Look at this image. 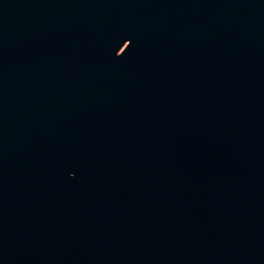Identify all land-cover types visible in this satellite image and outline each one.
<instances>
[{
	"label": "water",
	"instance_id": "1",
	"mask_svg": "<svg viewBox=\"0 0 264 264\" xmlns=\"http://www.w3.org/2000/svg\"><path fill=\"white\" fill-rule=\"evenodd\" d=\"M0 264H264V0H0Z\"/></svg>",
	"mask_w": 264,
	"mask_h": 264
}]
</instances>
